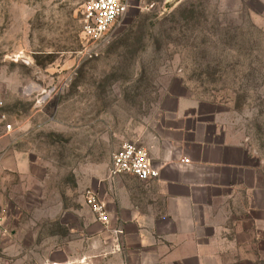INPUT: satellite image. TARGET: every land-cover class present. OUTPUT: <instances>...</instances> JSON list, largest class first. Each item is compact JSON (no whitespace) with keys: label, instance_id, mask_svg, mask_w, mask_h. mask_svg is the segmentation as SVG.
I'll use <instances>...</instances> for the list:
<instances>
[{"label":"rangeland","instance_id":"1","mask_svg":"<svg viewBox=\"0 0 264 264\" xmlns=\"http://www.w3.org/2000/svg\"><path fill=\"white\" fill-rule=\"evenodd\" d=\"M83 1L0 0L12 124L0 138V264H54L96 230L86 190L112 178V154L152 130L168 92L248 150L251 187L221 220L230 236L218 260L264 264V0H139L94 52Z\"/></svg>","mask_w":264,"mask_h":264},{"label":"crops","instance_id":"2","mask_svg":"<svg viewBox=\"0 0 264 264\" xmlns=\"http://www.w3.org/2000/svg\"><path fill=\"white\" fill-rule=\"evenodd\" d=\"M197 107L185 96L166 94L152 130L137 137L159 177L99 178L94 190L106 205L109 224L97 220L96 230L83 232L79 244L55 253L54 264H222L218 254L230 232L221 220H234L239 195L244 206L252 168L243 143L234 144L218 121Z\"/></svg>","mask_w":264,"mask_h":264},{"label":"built area","instance_id":"3","mask_svg":"<svg viewBox=\"0 0 264 264\" xmlns=\"http://www.w3.org/2000/svg\"><path fill=\"white\" fill-rule=\"evenodd\" d=\"M139 0H84L82 4V34L94 52L103 44L118 20ZM12 130L7 120L6 106L0 100V138ZM182 162L189 163V159ZM110 177L132 175L142 181L155 180L159 177V168L154 165L149 149L137 142L123 143L113 154L109 169ZM84 202L94 214L96 220L109 224L106 205L99 198L96 190L88 189ZM115 230V234H121Z\"/></svg>","mask_w":264,"mask_h":264},{"label":"bare ground","instance_id":"4","mask_svg":"<svg viewBox=\"0 0 264 264\" xmlns=\"http://www.w3.org/2000/svg\"><path fill=\"white\" fill-rule=\"evenodd\" d=\"M29 91V90H28Z\"/></svg>","mask_w":264,"mask_h":264}]
</instances>
